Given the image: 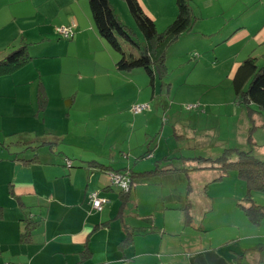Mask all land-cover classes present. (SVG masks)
<instances>
[{
	"label": "rangeland",
	"instance_id": "374dc122",
	"mask_svg": "<svg viewBox=\"0 0 264 264\" xmlns=\"http://www.w3.org/2000/svg\"><path fill=\"white\" fill-rule=\"evenodd\" d=\"M118 1L121 4L119 15L123 12L131 19L136 33L134 37L140 42L143 41L142 34L130 15L125 0ZM145 1L147 6L156 13L155 19L159 15L151 2L155 6L158 5L157 7L163 12L172 11L170 21L177 14L175 0H167L169 4L164 0ZM190 5L197 16L195 25L170 45L165 57V72L161 76L156 70L152 84L150 77L142 68L131 70L130 77H134L132 83L121 82L113 73L94 68L82 49H77V53L70 50L72 66L66 72L64 71L65 74L44 75L42 71V77L50 81L51 100L46 105L48 106L47 111L40 112L38 115H36L38 113L37 89L40 78L33 60H39V66L49 69L59 56H54L52 59H39V53L42 51L39 48L46 46L41 36L33 35L28 40L19 39L17 41L15 46L26 44L29 58L13 71L21 69L14 75L15 77L9 75L4 77L8 73L0 74V202L6 206V213H9L6 197L8 196V182L14 177L9 176L13 171L14 158L16 155L31 156L32 153L26 156L29 150L26 146H35L34 140L38 136L52 142L56 141L52 133H64L62 140L52 143L57 147L54 149L56 154L68 152L71 157L81 154L84 157L96 155L99 158L101 156L111 157L115 154L116 161L112 164L114 167L131 165L134 170L148 169L155 160L165 155L173 158L161 161L162 166H184L186 163L177 158L180 155L215 157L226 147L251 149L256 158L264 159V124L259 122V117L253 116L252 111L250 112L246 105L235 101L229 73L234 53L237 52V60H243L248 55L250 43L246 37H241L216 44L210 35V27L215 25L213 20L210 17H201L202 13H214L219 7L227 8L232 4L228 0H221V6L217 2H214L212 6H207L203 5L202 0H190ZM169 22L163 18L155 21L159 30L165 28ZM6 23L10 21L6 20ZM0 33H3L1 28ZM44 36L52 40L47 47L54 48L53 54L48 55L61 53L57 49L58 42L70 39H63L54 30L46 32ZM35 41L37 43H34ZM7 43L8 46H6ZM7 43H0L2 49L0 57L7 51L6 48L13 45L10 42ZM129 49L135 50L131 46ZM260 59H258V64L263 62V58ZM79 71H81L80 74ZM46 95L48 98L47 93ZM136 104H146L143 113H147L144 117H150L148 127L140 126L141 122H138L133 128V123L127 122L129 119L132 120L134 114L131 107ZM190 104L198 107L189 109L187 106ZM86 106H102V108L91 113L80 111ZM115 106H118L120 112L107 114ZM170 106H174L176 110ZM253 106L251 105L252 108ZM166 108L180 120L174 127ZM195 110L198 111L195 118L200 127L193 130L187 126V114ZM67 113L70 115L67 116ZM147 131L151 132L146 134ZM178 134H181L182 138ZM248 135L251 136V142H249ZM148 146L151 151L155 150L157 158H138L147 151ZM128 147L131 148V152L130 164L127 165L125 152H128ZM40 148L43 152H48V147ZM134 153L136 154L132 158ZM135 160L136 163L133 165ZM73 161L76 164L79 160L75 161L73 158ZM215 175L217 172L214 170H195L189 177L192 186L191 195H195L196 200L198 196H203L202 194L210 197L213 195L215 203L207 212V218L219 220V222L213 221L215 223L208 224L206 231L202 230L198 237L193 234L189 236L186 233L191 232L192 226L186 227L183 219L176 218L178 208L166 209L164 206L166 204L163 200L167 196L172 199L184 196L188 178L181 172L135 181L130 200L126 209L123 210V217L132 226L149 227L153 222L164 224L167 229V232L163 234L162 242L165 251L177 249L181 242L187 239H190L192 245L198 241L203 244L210 241L215 245L223 239L235 237L233 236L235 227L227 226L225 222L231 221L229 219L232 218L225 212L224 207H230L226 196L229 195L230 190H236L237 184H242L244 189L245 186L234 170H230L219 181L213 180ZM105 178L109 180L107 175ZM116 188L114 191L107 192L108 195L111 194V204L113 200L119 203ZM255 194H259L262 198L261 202L257 203L264 205V192L253 191L252 199ZM86 199L83 200L84 204L87 202ZM86 205V215L97 213L90 209V204ZM235 206L236 212L246 218L236 203ZM197 207L200 211L205 210L204 202L197 204ZM193 213L197 214L196 210H193ZM113 216L114 214L110 217ZM115 219L112 222L119 224V219ZM235 219L238 220L237 215ZM246 220L249 222L247 218ZM114 224L110 225L111 230ZM171 230H176L178 233L173 234ZM149 236V234H143L140 237L137 235L136 238L143 241V238L150 239ZM154 239L156 243L161 242L158 235ZM251 241L254 240L252 238L236 239L224 246L227 249L234 246L239 252H245L247 257L242 264H252V254L255 251L244 248ZM96 249L98 252V248ZM97 252L95 251V257L99 256Z\"/></svg>",
	"mask_w": 264,
	"mask_h": 264
},
{
	"label": "crops",
	"instance_id": "0c3cea01",
	"mask_svg": "<svg viewBox=\"0 0 264 264\" xmlns=\"http://www.w3.org/2000/svg\"><path fill=\"white\" fill-rule=\"evenodd\" d=\"M164 1L169 4V1ZM228 1L231 2L232 6L223 8L221 0H202L203 5L212 6L214 2H217L221 6L214 13L207 12L201 14V17H210L215 24L210 27L212 40L216 44H220L231 38L239 39L246 37L250 43L248 55L255 54L256 56L262 55L263 57L264 0ZM109 2L122 22L135 30L128 16L124 15L123 12L119 15L118 11L121 10L119 1L109 0ZM140 2L150 16L156 17V13L147 6L148 4L145 0H140ZM153 4L151 2V5L159 15L156 19L154 18L155 21L163 18L169 22L172 18V11L163 12L157 7L158 5L155 6ZM6 20H9L10 23H6ZM55 26H70L73 30V36L70 39L65 38L67 40L65 42H58L57 49L61 53L48 55L53 54L52 50L54 48L47 47V45L52 43V40L47 39L44 34L50 30H54ZM0 28L3 31V33H0V43L10 42L13 44L6 48L7 50L14 47L19 39L28 40L34 35L43 37L46 44V46L39 48L42 50L39 53V59H52L54 56H59L49 69H43L38 65L39 60H33L34 66H37V74H39V78L42 80L45 91L48 94L47 105L51 100L49 95L51 87L50 81L42 77V71H44V75L52 73L65 74L66 70H69L72 66V53H70V50L75 53L77 49H82L94 68L113 73L121 82L127 81L132 83L134 79V77H130L131 71L120 72L115 69L118 55L100 37L91 17L88 0H0ZM24 32L27 33L25 34ZM34 43L37 42L35 41ZM6 46H8V43ZM125 46H128V44L125 43ZM0 50H2L1 47ZM262 57L260 58L262 59ZM237 58L238 55L235 52L234 60L229 68L230 74L240 62ZM20 70L11 72L12 74L8 73L4 77H8V75L15 77L14 75ZM80 72L78 73L80 74ZM14 79L16 80V78ZM47 107L43 112L47 111ZM253 107L255 108V106ZM101 108L102 106H86L80 109V111L91 113ZM170 108L176 110L174 106H170ZM166 110L169 111L167 108ZM119 112L118 106H115L107 114ZM143 112L144 109L139 113H133L132 120L129 119L127 122H132L133 128L138 122H141L140 126L148 127L147 124L150 121V117H144L147 113ZM197 112L195 110L187 114V126L193 130L200 127L195 118ZM252 114L254 117H259V122L264 124V111H253ZM66 115L69 116L70 113ZM169 117L173 123V127L180 121L170 111ZM149 132L151 131H147L146 134H149ZM52 135L56 140L64 138V133H52ZM178 136L182 138L181 134H178ZM35 140L36 147L34 149L28 147L29 150L26 153V156L32 153L31 156L19 157L16 155L14 158L13 171L9 175L14 177L8 182V196L6 197L9 213H6V206L0 202L2 212L0 216V264H234V258H236L237 253H240L239 250L234 246H230L227 249L224 245L242 238H252L254 240L245 245L244 248L262 245L260 249H253L255 253L252 254V264L264 263V219L260 224L253 225L236 212L235 202L242 198L245 193L242 184H237L236 190L229 191L226 201L230 204V207H224L225 212L232 216L229 219L231 221L225 222H227V226L235 227L233 232V236L235 237L223 239L215 245L210 241L204 244L198 241L192 245L190 239H187L186 241H182L177 249L165 251L162 246L163 234L167 232L164 224L160 225L159 222H153L151 226L155 228L151 229V226H132L123 218L125 225L134 228V236L132 244L121 249L118 247V244L120 238L124 237L125 231L122 221L115 219L119 206L118 201L113 200L112 204H106L102 210L96 211V214L90 216H88V213L87 215L85 214V208L87 207L86 204H89L87 196L89 191H99L111 198V194L108 195L107 192L102 190L104 186L110 184L109 180L105 178L107 172L88 166V161L95 159L102 163L110 164L115 169L125 166L116 165L114 167L112 165L116 161L115 154L111 155V157L101 156V158L96 155L84 157L81 154L71 157L68 155V152L56 154L54 152V149L57 148L56 146L52 145L49 148L48 145H43L45 141H49L48 139L38 136ZM159 143L160 139L157 144L159 145ZM44 146L48 147V152H43L42 148H40ZM130 152L131 148L128 147V152H125L127 165L130 164ZM152 152L153 155L150 158H157L158 155H156L155 150ZM135 154H132V158H134ZM32 156H37L39 161L27 165L20 161L21 158L28 159ZM65 158L71 160V166L66 165ZM73 158L75 161L79 160L78 163L74 164ZM177 158L180 159V157ZM183 162L187 165L186 161L183 160ZM135 163L136 160L133 162V165ZM195 170L200 169H192L188 172L186 176L188 182H190L189 177ZM191 192L190 212L193 217V226L191 227V232L186 233L189 236L193 234V236L198 237L200 236L199 233H202V230L206 231L207 226H209L208 224L215 223L213 221L219 222V220L207 218V212L211 210L215 203L213 195L210 197L202 194L203 196H198L196 200V196L191 195ZM16 194L19 195L21 203ZM84 199L87 200L86 204H84ZM165 200L169 204L167 205V209L173 207L176 209L184 206V196L175 199L167 196ZM253 200L261 202L262 198L259 194H255ZM200 202H204L203 208L205 210L203 211H200L197 207V204H202ZM193 210H196L197 214L193 213ZM176 211H178L176 212L178 213L176 218L182 220V210ZM113 214L114 216L110 217ZM236 215L238 216V220L235 219ZM113 219L118 220L119 224H114L112 222ZM28 222H35V224L37 222V225L33 228L30 239L24 241L20 236L25 229V224ZM111 224H114L113 230H111ZM171 232L173 234L175 232L178 233L176 230H171ZM142 233L144 235L149 234L151 238L148 240L143 238V241L138 240L136 236H143ZM157 235L161 240L159 243H156L154 239ZM95 239H97V243H95ZM96 248H98V252ZM95 251L98 253V257H95ZM246 257L242 258L240 264H242V261Z\"/></svg>",
	"mask_w": 264,
	"mask_h": 264
},
{
	"label": "trees",
	"instance_id": "16d2710c",
	"mask_svg": "<svg viewBox=\"0 0 264 264\" xmlns=\"http://www.w3.org/2000/svg\"><path fill=\"white\" fill-rule=\"evenodd\" d=\"M125 2L130 15L142 34L143 41L141 42L134 37L136 34L135 30L119 19L109 0H88V6L92 20L100 37H102V39H104L118 55L115 62V68L122 72H128L138 67L142 68L150 77V83L152 84L156 70L161 76L165 72V57L168 47L171 43L176 41L182 33L189 31L193 27L197 16L193 12L190 0H175L177 7L176 16L165 28L159 30L156 27L155 20L145 11L140 0H125ZM58 27L68 28L71 32V36H73V30L70 26ZM124 42L127 43L128 46H125ZM25 45L26 44L24 43L19 46L11 47L0 57V74L11 73L18 66L26 62V59L29 58V53L26 51ZM130 46L135 49V52L129 49ZM260 57H262V55H248L235 66L230 75L235 101L246 105L250 112L264 111V55L262 57V64H258V59ZM47 101L48 98L43 82L41 79H38V113H36V115L46 109ZM252 104L255 108L251 107ZM187 107L190 109L198 106L190 104ZM248 139L249 142H251L250 135H248ZM56 141H45L43 145H48L50 148L52 143H55ZM26 147L34 149L36 146L28 145ZM146 152L137 157L147 158L153 155L149 146L147 147ZM179 157L181 160L183 159L187 162L186 166H162L161 161L173 158L168 156H163L162 158L155 160L153 162V167L145 170H134L131 166L115 169L110 164H105L95 159L89 160L88 166L107 172L110 184L102 188L104 192L114 191L117 187L119 206L115 217L121 220L122 223L124 218L123 210L126 209L130 200L131 191L134 188L135 181L140 179H152L153 177H163L175 172H181L187 176L188 172L192 169L216 171L217 175L214 176V181L222 180L230 170L236 171L237 177L243 181L245 186L244 196L235 202L237 207L243 212L251 224L258 225L262 222L264 219V205L254 201L251 194L256 190L264 192V159L256 158L252 154L251 149L243 150L236 147H226L215 157ZM65 159L66 165L71 166V160L68 158ZM20 161L27 165L38 162L39 160L37 156H32L28 159L21 158ZM115 172L121 173L124 184L117 183L111 178V174ZM190 192V182H187L184 193V206L178 208L183 212L184 226H193V217L190 212ZM16 196L18 197L19 195L16 194ZM87 196L92 211H100L106 204L111 202L110 197L99 191H89ZM93 196L102 200L99 209L93 207ZM176 198L180 197L177 196ZM163 202L166 204L164 206L167 209V205H169L168 201L163 200ZM168 209H174V207ZM1 213L0 208V216L2 215ZM36 225L37 222L36 224L35 222L26 223L24 227L25 229L20 236L21 239L28 241L32 235V230ZM123 225L125 234L118 244V247L121 249L131 245L134 236V228L127 226L124 223ZM154 228V226H151V229ZM257 248H262V245L252 246V248L249 249L253 250ZM235 257L234 264H240L242 258L245 257V252L237 253Z\"/></svg>",
	"mask_w": 264,
	"mask_h": 264
},
{
	"label": "built area",
	"instance_id": "2783aa9c",
	"mask_svg": "<svg viewBox=\"0 0 264 264\" xmlns=\"http://www.w3.org/2000/svg\"><path fill=\"white\" fill-rule=\"evenodd\" d=\"M55 30H56V32L61 34L63 37H72L70 30L68 28H66V27H56ZM145 107H146V104H136V105L131 107V110H132L133 113H139ZM111 178L117 183L124 184V182L122 180L121 173H117V172L112 173L111 174ZM92 199H93V207L96 208V209H99L101 207V201L102 200H99V199L95 198L94 196H93Z\"/></svg>",
	"mask_w": 264,
	"mask_h": 264
},
{
	"label": "clouds",
	"instance_id": "9594fccd",
	"mask_svg": "<svg viewBox=\"0 0 264 264\" xmlns=\"http://www.w3.org/2000/svg\"><path fill=\"white\" fill-rule=\"evenodd\" d=\"M56 28V27H55ZM54 28V31H56ZM58 33V32H57ZM59 34V33H58ZM61 37H63L61 34H59ZM63 38H72V37H63Z\"/></svg>",
	"mask_w": 264,
	"mask_h": 264
}]
</instances>
